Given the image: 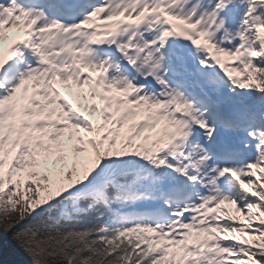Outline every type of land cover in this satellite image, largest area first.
<instances>
[{"label":"snow or ice","instance_id":"6c2138e0","mask_svg":"<svg viewBox=\"0 0 264 264\" xmlns=\"http://www.w3.org/2000/svg\"><path fill=\"white\" fill-rule=\"evenodd\" d=\"M0 226L11 264H264V0H0Z\"/></svg>","mask_w":264,"mask_h":264},{"label":"trees","instance_id":"16d2710c","mask_svg":"<svg viewBox=\"0 0 264 264\" xmlns=\"http://www.w3.org/2000/svg\"><path fill=\"white\" fill-rule=\"evenodd\" d=\"M11 235V232L6 233L0 226V264H11V259L16 258L14 252L8 250L5 243L7 241L11 246L18 247L16 242L11 240Z\"/></svg>","mask_w":264,"mask_h":264}]
</instances>
